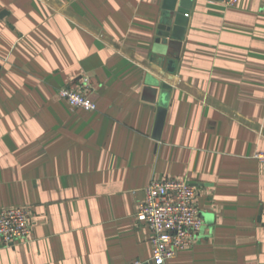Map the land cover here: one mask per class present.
I'll return each instance as SVG.
<instances>
[{
	"label": "crops",
	"instance_id": "obj_1",
	"mask_svg": "<svg viewBox=\"0 0 264 264\" xmlns=\"http://www.w3.org/2000/svg\"><path fill=\"white\" fill-rule=\"evenodd\" d=\"M163 10L0 0V209L32 211L0 264L148 260L136 215L146 186L173 179L196 188L203 226L164 264H264V0H194L177 59L157 42ZM84 77L93 111L58 94Z\"/></svg>",
	"mask_w": 264,
	"mask_h": 264
},
{
	"label": "built area",
	"instance_id": "obj_2",
	"mask_svg": "<svg viewBox=\"0 0 264 264\" xmlns=\"http://www.w3.org/2000/svg\"><path fill=\"white\" fill-rule=\"evenodd\" d=\"M233 5L238 0H225ZM88 77L77 87H62L59 96L73 108L86 111L97 109V103L89 95ZM258 158L264 160V154ZM196 188L182 180L152 182L145 188V200L140 204L136 218L148 226L153 246L148 260H136L132 264H164L183 250L191 247L203 226L196 205ZM32 211L27 206L0 209V238L6 245L27 239L31 233Z\"/></svg>",
	"mask_w": 264,
	"mask_h": 264
},
{
	"label": "water",
	"instance_id": "obj_3",
	"mask_svg": "<svg viewBox=\"0 0 264 264\" xmlns=\"http://www.w3.org/2000/svg\"><path fill=\"white\" fill-rule=\"evenodd\" d=\"M193 1L194 0H164V10L160 19L157 42L168 49L172 48L174 50L172 54L176 59L179 58L178 50L181 48L185 37ZM163 88L164 90L160 96V107L158 109L155 129V138L157 140L160 139V133L165 121L166 89H168L169 86L163 84ZM259 219L261 220V217Z\"/></svg>",
	"mask_w": 264,
	"mask_h": 264
}]
</instances>
